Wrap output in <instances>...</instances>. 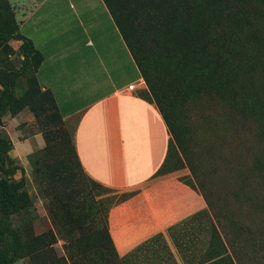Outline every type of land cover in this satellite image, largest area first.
Wrapping results in <instances>:
<instances>
[{
  "label": "rangeland",
  "instance_id": "1",
  "mask_svg": "<svg viewBox=\"0 0 264 264\" xmlns=\"http://www.w3.org/2000/svg\"><path fill=\"white\" fill-rule=\"evenodd\" d=\"M104 1L141 71L137 93L168 129L158 175L174 172L207 193L248 264H264V243L254 238H264V0ZM37 61L11 4L0 0V72L15 73L0 137L11 144L5 166L16 167L13 179L30 198L26 208L0 215L16 235V245L9 236L0 241L9 264H185L184 256L235 264L208 207L117 253L109 213L145 201L144 191L104 186L83 170L76 120L61 118L36 83Z\"/></svg>",
  "mask_w": 264,
  "mask_h": 264
},
{
  "label": "crops",
  "instance_id": "2",
  "mask_svg": "<svg viewBox=\"0 0 264 264\" xmlns=\"http://www.w3.org/2000/svg\"><path fill=\"white\" fill-rule=\"evenodd\" d=\"M8 2L19 33L41 55L37 83L62 118L76 120L74 149L83 170L104 186L144 191L145 201L134 198L109 213L117 253L207 208L176 173L158 175L168 129L154 103L137 93L141 71L105 1Z\"/></svg>",
  "mask_w": 264,
  "mask_h": 264
},
{
  "label": "trees",
  "instance_id": "3",
  "mask_svg": "<svg viewBox=\"0 0 264 264\" xmlns=\"http://www.w3.org/2000/svg\"><path fill=\"white\" fill-rule=\"evenodd\" d=\"M211 2L213 4L215 3L219 5L221 3V0H211ZM212 19L213 18L210 17L208 19L209 22ZM26 40L29 46L31 47V49H33V51H35V53L37 54L38 57V61L36 65L37 67L41 60V55L37 50H35L32 43L28 39ZM14 78H15V73L13 71H7L4 72L3 74H1L0 72V124H1V117L4 113L3 108L7 104H12L15 101L13 94ZM34 78H35V73H34ZM47 92L49 93L50 98L54 104L55 111L62 118L60 112L58 111V108L56 106L52 94L48 90ZM16 106L17 109H20L21 107L19 104H17ZM231 121L234 122L235 120L231 119ZM242 122L244 123L245 121H242V119H240L239 124L242 125ZM10 146L11 144L8 140L0 137V173L2 174V176H0V215L1 216H8L10 214L18 212L19 210L26 208L30 204V198L28 192L24 188L23 182L16 181L13 179V176L16 174V167L5 166L4 154L10 149ZM200 193L207 204L208 211L214 218V221L216 223V229L219 232L220 236L222 237L224 245L230 251V254L232 255L235 264H248L247 254L242 252L240 245L232 238V231H230L228 228L229 224L224 223V221H222L221 219V215H222L221 212H218V210L212 204L211 199L207 193L202 191H200ZM174 226L175 225L169 227V229L172 230ZM244 226L247 227V225ZM5 236L11 237L12 243L16 245L17 241L14 231L9 230L4 225L2 226L0 222V241H2L3 238H5ZM257 236L258 237H254V238H257L260 241V243H264L263 240L264 238H260L261 235H257ZM182 259H183L182 261L185 264L186 263L192 264V261L194 260L186 256H184ZM0 264H9L7 258V250L0 249Z\"/></svg>",
  "mask_w": 264,
  "mask_h": 264
},
{
  "label": "built area",
  "instance_id": "4",
  "mask_svg": "<svg viewBox=\"0 0 264 264\" xmlns=\"http://www.w3.org/2000/svg\"><path fill=\"white\" fill-rule=\"evenodd\" d=\"M139 83L141 84V83H142V80H140ZM134 87H135L134 84H130V85L128 86V88L131 89V90H133Z\"/></svg>",
  "mask_w": 264,
  "mask_h": 264
}]
</instances>
